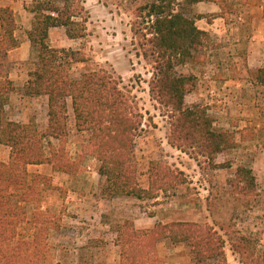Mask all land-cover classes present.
<instances>
[{"label":"rangeland","instance_id":"1","mask_svg":"<svg viewBox=\"0 0 264 264\" xmlns=\"http://www.w3.org/2000/svg\"><path fill=\"white\" fill-rule=\"evenodd\" d=\"M36 1L0 0V28L4 18L14 28L17 47L29 39L34 13L28 7ZM148 1L152 0H77L82 6V17L87 20L86 35L76 41L67 40L65 28L61 27L55 29L56 42L52 37L49 42L54 47L81 51L85 60L72 63L73 78L86 71L106 69L138 104L144 115V129L136 137L141 183L148 186V170L154 160L182 171L187 182L155 199L103 195L105 177L98 172L100 162L92 155L82 157V145L88 141L89 132L77 129L72 101L68 98L65 149L77 161L82 159L79 172L58 171L48 163L29 165L30 177L42 174L51 184L42 186L39 201L30 202L28 208L32 211L40 205L60 221L61 228L52 230L50 235L58 264H119L121 246L117 244L115 225L126 219L138 228H151L159 221L208 222L226 241L228 263L246 264L234 247L235 240L241 235L251 236L256 239L258 250L264 247V84L257 80V58L249 63L251 68L246 63L247 69L242 72H223V69L238 54L231 42L240 26L247 24L246 16L251 14L249 0H225V6H220V22L228 29L226 40L218 35L216 44L221 45L217 46L208 32L209 39L202 51L204 61L177 67L179 73L196 76V86L186 95V104L205 107L214 117L216 128L233 134L234 147L220 152L213 160L203 156L196 159L191 150L184 151L169 141L170 117L151 95L153 62L144 56L140 43V33L146 26V18L139 15L140 7ZM181 2L185 4V0ZM185 6L189 14H199L197 4ZM250 39L257 42L259 36ZM225 42L228 45H222ZM262 46L257 45L260 49ZM9 51L0 61L8 72H18V80L24 81V74L38 60V48L31 46L26 59H21L20 51L13 50L10 54ZM244 56L241 51L242 59ZM224 77L232 81L225 83ZM25 85L17 86L12 92L8 116L21 123H35L45 133L49 123L48 97L27 95ZM50 143L59 142L45 138L47 152ZM10 153V146L0 144V161L8 162ZM239 165L252 167L256 174L257 188L252 194L241 193L232 185ZM157 256L160 264H196L187 243H173L169 238L159 243Z\"/></svg>","mask_w":264,"mask_h":264},{"label":"trees","instance_id":"2","mask_svg":"<svg viewBox=\"0 0 264 264\" xmlns=\"http://www.w3.org/2000/svg\"><path fill=\"white\" fill-rule=\"evenodd\" d=\"M59 1L38 0L28 7L34 13L28 37L38 48V60L29 71L25 93L48 97L45 133L35 123L9 118L6 107L16 87L0 61V144L11 148L9 161H0V264H58L50 235L61 228L60 221L40 205L32 211L28 208L30 202L39 201L42 186L51 183L42 174L30 177L28 166L48 163L58 171L79 172L82 159L77 161L65 149L68 98L77 129L89 132L88 141L82 145V157L92 155L100 162L98 172L105 177L103 195L155 199L187 182L182 171L154 160L148 170V186L141 183L136 137L144 129V115L130 92L108 70L86 71L79 78L71 76L72 63L85 58L80 50L52 46L49 31L64 27L69 38L84 37L87 20L77 0H62V5ZM199 1L184 3L194 5ZM213 1L225 6V0ZM185 4L179 0H152L141 6L139 15L146 18V26L140 33V43L144 56L153 62L151 95L170 117V143L184 151L191 150L196 159L203 156L213 160L220 152L233 148L235 142L231 132L215 127L214 117L205 107L185 102L196 86V76L179 73L177 67L203 62L202 51L209 39V33L196 24L202 15L189 14ZM13 15L10 10L14 21ZM17 46L14 28L1 19L0 58ZM257 80L264 84V66L259 68ZM45 138L59 143H50L47 152ZM232 185L241 193L255 192L253 168L239 165ZM115 230L121 246L119 264H160L157 247L166 238L173 243H187L196 264H229L226 241L208 222L159 221L151 228H138L126 219L117 223ZM234 247L246 264H264V247L258 250L254 237L241 235Z\"/></svg>","mask_w":264,"mask_h":264},{"label":"crops","instance_id":"3","mask_svg":"<svg viewBox=\"0 0 264 264\" xmlns=\"http://www.w3.org/2000/svg\"><path fill=\"white\" fill-rule=\"evenodd\" d=\"M179 1H182V0H179ZM196 4H197L196 7L198 8L197 13L202 15V17L196 19V24L198 25V27L209 32L210 35L212 36V42L215 44L218 39L217 38L218 35L224 36L226 40V35H227L226 31H228V29L224 23L220 22V19H221L220 5L212 0H201ZM248 8H249L248 13L251 12V14L246 16V20L247 18H249L246 22L247 24L245 26L243 25L244 24L243 23L242 24L243 26H240L241 29L238 32V35L233 36L234 41L231 42V45L234 46V49H236V51H238V54L234 56V59H230L228 61V66L224 67L223 72H227V71L228 72H242L243 70L247 69V67L245 66L246 63L248 67L251 68L252 66L249 65V63L252 62L253 60H256V58L258 59L255 62L257 63L255 67L256 69L261 68L264 64V60H263L264 58V0H249ZM57 28L61 29V27H52L49 31V37L50 38L52 37L53 42H56L55 40H57V38L54 37L57 34V32H55V29ZM65 34H66V31H65ZM256 36H259V41L255 42L250 39V37H253L255 39ZM76 39L77 38H69L67 35V40L76 41ZM216 45L220 46L221 44L217 43ZM222 45L226 46L228 45V42H225ZM257 45H263V46L260 49L257 47ZM31 46L33 45L30 39H26L21 43L19 47L13 50L17 52L20 51L22 53L21 59H26L29 55ZM13 50L9 51V54L12 53ZM241 51H242V55L243 54H245L246 56L248 55L247 61H246V56H244V59H242ZM252 57H255V58H252ZM221 71H222V67H221ZM8 73H9V78L14 82L15 87L19 85H25V82L26 81L28 82L29 77H30L29 73L26 72V75L24 74V81H22V80H18L19 78L18 72L10 71ZM21 77H23V74L21 75ZM224 80H225L224 82L228 84L230 83V81H232L229 77H224ZM9 104L10 103H8L6 108H8Z\"/></svg>","mask_w":264,"mask_h":264}]
</instances>
